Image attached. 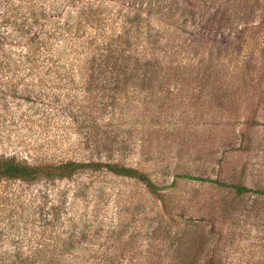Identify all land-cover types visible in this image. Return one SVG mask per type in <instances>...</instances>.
<instances>
[{
    "label": "rangeland",
    "instance_id": "rangeland-1",
    "mask_svg": "<svg viewBox=\"0 0 264 264\" xmlns=\"http://www.w3.org/2000/svg\"><path fill=\"white\" fill-rule=\"evenodd\" d=\"M237 2L0 0V157L118 162L166 186L161 200L104 171L0 178V264H172L185 232L189 262L264 264V194L175 178L264 189V26L256 28L264 0H249L252 15ZM40 5H55V17L28 15ZM75 6L89 18L78 22ZM131 6L149 31L120 47L140 65L154 59L160 72L148 67L141 77L142 66L126 83L85 79L83 57L100 62ZM48 29L60 54L50 73L37 52ZM166 63L177 64L176 76L163 74Z\"/></svg>",
    "mask_w": 264,
    "mask_h": 264
},
{
    "label": "trees",
    "instance_id": "trees-1",
    "mask_svg": "<svg viewBox=\"0 0 264 264\" xmlns=\"http://www.w3.org/2000/svg\"><path fill=\"white\" fill-rule=\"evenodd\" d=\"M79 0H69L71 3V6L75 5ZM238 2L235 4L237 6V10L240 12V10L244 13H246V9L250 12L252 15L254 13L253 6L250 4L249 0H237ZM55 5H40V7L32 11L31 8L30 11H28V15L32 16L34 15L35 18H49V17H55L53 15L55 10ZM75 11L72 13L73 17L76 19H79L78 22H84L85 18H89L88 13L84 11V7H76ZM131 9L133 11L127 12L125 15H122V24L121 27L118 29V32L115 34H112L111 36L107 37V40L109 41L108 45L101 48V52L98 54L100 58V62L96 63V59L98 57H87L84 56L83 60L86 67L84 68V78L91 76L96 77V83L99 82H108V79H111L113 83H118L119 81H122L124 83L139 78V74L137 73V70H139L142 66L144 67L142 74L140 76L145 77L146 71L148 67H152L151 69V76H154L160 72L161 65L158 62H153L154 60H147L146 63L143 65L139 64V58L133 57L131 54L128 53L125 54V50L120 47L122 42H127L129 38L134 39V35L137 34L139 37L140 34H143V30L147 31V27L150 25V20L145 17H141V15L134 13V8L131 6ZM137 10V9H136ZM179 10V9H178ZM180 13H185L184 10H179ZM86 15H85V14ZM131 14V15H130ZM191 14H194L193 12ZM70 17V16H69ZM81 19V20H80ZM201 22L203 18L200 19ZM182 24L185 23L184 19L181 20ZM57 22V21H56ZM208 27H210V23L206 22ZM264 26V22H259L256 25L257 29H260ZM145 27V29H144ZM202 28L205 27V24L201 25ZM51 28V27H50ZM46 35H40L38 42L41 43L40 50H37L38 52V58L40 65L45 68L46 73H50L51 70L55 71V63L57 62V58L60 57V52L58 53L59 56H56L54 54V51L50 48V36L54 35L55 31L53 29ZM149 31V29H148ZM54 32V33H53ZM62 33V32H61ZM198 32H189V35L191 37H195ZM132 36V37H131ZM143 36V35H142ZM156 37V36H155ZM52 38V37H51ZM104 38L102 39V43L104 42ZM150 39V35H149ZM155 39V38H153ZM196 41V40H195ZM194 41V42H195ZM46 42V43H45ZM116 42L118 44L116 45ZM144 42V40H143ZM193 42V43H194ZM143 44V43H141ZM151 48L153 50L160 49L156 47V41H151L150 43ZM45 47L43 48V46ZM38 48V47H36ZM100 48V47H97ZM163 48V47H162ZM105 51V54L103 52ZM102 53V54H101ZM158 58V55H157ZM105 64L103 66L98 67L97 64ZM132 63V66L130 64ZM98 67V71L93 73V67ZM176 65H174L172 68L170 63H166L165 71L163 72L164 75L169 76H176L178 73L176 71ZM88 67V68H87ZM59 74V73H57ZM95 74V75H94ZM94 75V76H93ZM117 86H114L113 89H117ZM81 170H91V171H104L107 173H111L116 176L120 177H129L133 178L136 181L143 184V186L147 189V191L154 197L163 200L164 194H162L161 190H163L166 186H160L157 185L155 182H153L148 173L144 171L143 169H139L135 166H129L124 165L118 162H103V161H77V160H64V161H57V162H38V163H29L25 160H19L12 156H1L0 157V178L10 179V180H20L24 182H34L38 180H56V179H64L69 178L75 173L81 171ZM175 178H180L184 180H208L211 181L218 186L222 187H229L232 188L236 193H258V194H264V189H253L250 187H247L240 183H230L227 184L225 182H222L218 179H205L201 176L190 174V173H177L175 175ZM175 180L172 181L171 184H174ZM178 240L174 250L175 255L171 258L172 264H194V261L188 260V252H189V245L192 242V237L190 233H183L180 237H178ZM204 264H216L214 260L208 259Z\"/></svg>",
    "mask_w": 264,
    "mask_h": 264
}]
</instances>
